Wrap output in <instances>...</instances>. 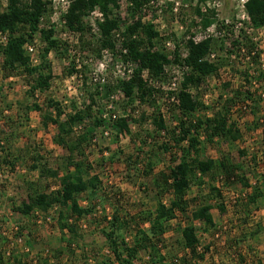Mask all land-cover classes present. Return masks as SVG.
<instances>
[{"label":"rangeland","instance_id":"obj_1","mask_svg":"<svg viewBox=\"0 0 264 264\" xmlns=\"http://www.w3.org/2000/svg\"><path fill=\"white\" fill-rule=\"evenodd\" d=\"M241 5L242 0H148L136 18L155 27L160 34L158 50L173 61L177 56L184 58L190 39L205 36L203 16L199 12L213 18L209 27L212 32L207 33L213 35V57L210 59L220 69L217 76L205 79L201 88L192 90L196 100L205 107L194 119L206 120L220 112L230 114L241 138L235 143L219 140L209 143L204 141L202 133L204 151L201 158L242 165L244 174L256 187L264 183V27L256 28L243 18ZM98 13L95 11L86 20L90 26L86 41L92 47H82L80 36L68 32L62 19L49 15L44 20L43 27L54 28L56 37L67 49L61 56L50 53L48 62L54 77L50 89L44 93L37 92L34 97L28 95L30 87L26 78L21 73L8 77V72L2 69L0 54V252L5 254V264H35V260L36 264H99L113 260L101 233L106 226L102 218L115 214L123 218L128 224L123 238L133 245L139 230L150 229L145 219L158 203L160 189L156 179L162 172L167 173L181 157L183 147H177L171 140L172 135L159 132L153 122L161 113L172 131L182 121H190L176 110V102L171 101L169 95L173 84L178 85L180 81L181 64L174 61L173 66L168 67L164 82L158 83L161 92L156 107L128 101L120 85L131 78L134 66L126 64L119 53L120 45L114 53H98L97 41L101 38L98 24L103 22ZM114 18L119 20L122 30L133 24V11L126 0H119ZM31 43H35L42 54L46 45L41 36H35ZM73 68L76 72L70 74ZM73 75L79 78L73 80ZM144 76L147 79L148 72ZM50 101L61 104V122L92 107V118L77 124L74 136L93 129V141L85 157L78 159L85 160L91 167L87 179L97 176L102 182L100 193L105 192L107 199L102 204L93 202L95 197H90L89 193L79 197L84 208L92 202L98 206L94 218L78 224L77 235L60 227V224L74 223L67 209L58 207L47 214L34 213L29 217L15 211L29 202V197L36 192L61 189L62 178L74 172L66 169L65 158L69 152L56 143L57 127L52 122L46 125V115L57 119L56 111L48 107ZM34 104L41 109L35 110ZM114 115L117 116L115 120ZM100 119V126L94 128V122ZM121 119L128 120L129 133H120L114 127ZM36 160L54 170L59 169L60 176L52 179L33 171ZM151 166L153 169L149 170ZM203 180L205 185L194 186L188 194L191 201L188 214L169 223L170 232L163 253L185 257L177 241L179 230L189 224L195 226L201 245L210 248L200 264H264V198L259 203L258 213L253 209L248 214L235 204L253 189H243L240 184L223 186L217 175ZM211 185L221 190L220 198L210 193ZM172 198V194H166L163 201L170 204ZM211 201L216 206L212 211L216 227L208 230L204 223L193 222L191 214ZM219 204L225 206L224 213L218 209ZM20 238L23 243L18 242ZM11 248V256H7ZM89 258H92L91 263L87 261ZM145 261L147 255L141 252L137 264Z\"/></svg>","mask_w":264,"mask_h":264},{"label":"trees","instance_id":"obj_2","mask_svg":"<svg viewBox=\"0 0 264 264\" xmlns=\"http://www.w3.org/2000/svg\"><path fill=\"white\" fill-rule=\"evenodd\" d=\"M126 1L133 11L134 22L124 30H122L119 20L114 18V11L119 9V0H72L65 16V28L68 32L80 36L82 47H92L93 45L86 41L90 31L86 20L92 13L98 11L103 18V22L98 24L101 36L97 41L100 47L98 53L101 54L103 51L114 53L120 45L119 53L123 56L124 61L126 64L134 66L131 78L121 82V91L130 102L138 101L156 107L158 95L161 92L159 84L164 82L167 67L173 60L168 54L158 50L157 41L160 34L155 30V27L144 24L141 18H136L148 0ZM246 10L254 27H264V0H249L246 3ZM199 14L203 16L204 28H209L213 24V18H208L201 12ZM49 15H51V9L50 2L47 0H9L4 10L0 3V33L8 35L7 44L0 47L3 59L2 69L8 72V77L14 73H21L30 87L28 95L31 97H34L37 92L44 93L51 87L54 75L48 62L50 53L54 52L61 56L67 51L64 44L56 37L54 28L43 27L44 20ZM37 35L41 36L46 46L40 54V65L33 66L25 47L33 42ZM186 48L187 56L183 59L177 56L174 60L188 69L184 74L182 90L177 96L175 107L182 116L189 118L190 121H182L178 127L170 131L161 113L153 119L159 132L171 134V140L176 143V146L183 147L180 150L181 157L175 160L176 164L170 167L167 173L162 172L156 179V186L160 189L158 203L154 212L145 219L150 223V229L139 230L133 245L126 243L123 238V233L128 229V224L123 218L117 214L110 218L107 216L102 218L106 226L101 230V233L106 239L113 260H104L99 264H137L141 252L147 255V261L140 264H200L201 261H205L210 248L201 245L195 226L189 224L179 230L180 238L177 241V245L184 251L185 257L163 253L166 250V236L170 232L169 223L179 219V216L185 217L188 214L191 203L188 194L194 186L205 185L203 178H213L217 175L223 186L240 184L243 189H253V192L237 200L235 206L248 214L253 209L257 213L260 210L259 203L264 198V183L256 187L252 186L240 164L236 166L226 160H203L201 158L204 151V142L200 139L202 133L205 135V142L213 143L215 140H219L235 143L240 140L241 132L230 119V114L225 112L215 114L206 120L194 119L195 114L204 110L205 107L196 100L192 90L201 88L205 79L217 76L220 68L210 59L213 50L211 38L200 43L191 39L187 42ZM75 72V68H73L69 73L74 74ZM145 72H148L147 79L144 76ZM91 101L93 104L95 103L93 98ZM48 107L56 111L57 119L46 115V125L52 122L57 127L59 134L56 137V143L65 147L69 152V156L65 158V165L67 170L73 169L74 172H70V175L62 178L61 189L50 193L36 192L29 197V202H24L15 211L29 217L36 212L47 214L58 207L67 209L70 211V217L74 219V223L60 224V227L62 230L77 235L78 224L87 218H92L96 213L98 204L93 202L98 201L105 204L107 199L105 192L100 193L102 182L97 176L87 179L91 167L85 160L78 159L85 157V151L93 141V129L81 132L80 136H74L75 126L84 123L87 118H92V107L89 106L83 112H76L68 116L65 122L60 120L63 115L61 104L50 101ZM34 109L40 110L41 107L34 104ZM100 124L101 119L100 121L96 120L94 128L99 127ZM114 127L120 133L130 132L126 119L116 121ZM165 150L168 151L167 148ZM5 163L10 164L8 160H5ZM138 164L139 162L136 161L135 165ZM13 167L15 168L16 165L13 164ZM152 169V166L149 167V170ZM32 170L39 171L43 177L52 179H57L60 176L59 169L49 168L46 163H41L39 160H36ZM135 170L140 171L138 167H135ZM211 192L216 197L222 196L221 190L213 185L210 186ZM86 193L95 197L88 208L82 207L79 200V197ZM166 194L173 195L170 204H165L163 201ZM215 207L212 201L208 202L191 214V220L204 223L208 230L215 228L216 223L212 214ZM218 207L222 213L225 212V206L219 204ZM61 220H63L62 216ZM241 242L240 240L239 244ZM241 260L243 261V258ZM87 261L91 263L92 258ZM0 264H5V254L1 252ZM17 264L22 263L17 262Z\"/></svg>","mask_w":264,"mask_h":264},{"label":"built area","instance_id":"obj_3","mask_svg":"<svg viewBox=\"0 0 264 264\" xmlns=\"http://www.w3.org/2000/svg\"><path fill=\"white\" fill-rule=\"evenodd\" d=\"M50 2V9H51V15L56 18V19H62L64 24H65V16L67 15L68 13V10L70 8V5H71V2L72 0H47ZM249 0H242V5H241V8L242 10L244 11L243 12V18L247 19L250 21V17L247 13V10H246V3L248 2ZM0 3L2 4L3 7H7L8 3H9V0H0ZM100 14V13H98ZM101 15V14H100ZM90 17V16H89ZM102 17V15H101ZM48 28V27H47ZM208 32H212L211 28H207L205 30H203V33L205 34V36L201 39H197V38H192V40H194L196 43H200L204 40H207V39H212L213 35L212 34H207ZM72 34V33H71ZM207 34V35H206ZM191 40V39H190ZM7 41H8V35H4L2 33H0V43L2 46H5L7 44ZM25 50H26V53L27 55L31 58V62H32V65L33 66H39L40 63H41V58H40V54L41 52L39 51V48L38 46L35 44V43H29L26 45L25 47ZM187 56V54L184 55V58ZM213 57V54H211L210 58ZM212 61V60H211ZM173 61L171 62L170 66L168 67H172L173 66ZM168 67H167V72H168ZM181 75H180V81L177 84H173V87L171 88V91L172 92H169L170 94L173 93V95H170L171 97V101L174 100L176 103H177V96L178 94L180 93V91L182 90V82L184 80V74L187 72V67H184L181 65ZM167 75V74H166ZM79 77L76 76V75H73L71 77V79L73 80H76L78 79ZM113 119H117V116L114 115L113 116ZM106 135H108V133H106ZM38 214V212H36ZM18 229V228H17ZM19 243H23V239L20 238L18 240ZM11 247L13 248L14 247V244L12 243ZM12 248L11 250H9L7 252V256H11V252H12ZM27 252H29L27 250ZM34 263L36 264L37 263V260L34 261Z\"/></svg>","mask_w":264,"mask_h":264}]
</instances>
